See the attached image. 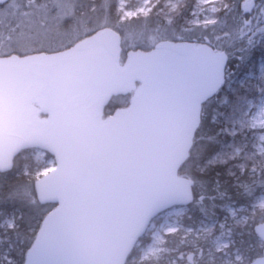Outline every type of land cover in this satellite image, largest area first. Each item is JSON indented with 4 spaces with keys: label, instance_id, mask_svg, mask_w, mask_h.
<instances>
[{
    "label": "water",
    "instance_id": "95a60500",
    "mask_svg": "<svg viewBox=\"0 0 264 264\" xmlns=\"http://www.w3.org/2000/svg\"><path fill=\"white\" fill-rule=\"evenodd\" d=\"M227 62L224 52L162 40L122 63L111 27L66 50L0 57V171L32 148L56 164L36 182L39 199L56 206L23 264H125L155 217L191 202L194 182L179 170ZM136 83L130 105L105 118L112 97ZM261 228L263 253L251 264H264Z\"/></svg>",
    "mask_w": 264,
    "mask_h": 264
},
{
    "label": "trees",
    "instance_id": "16d2710c",
    "mask_svg": "<svg viewBox=\"0 0 264 264\" xmlns=\"http://www.w3.org/2000/svg\"><path fill=\"white\" fill-rule=\"evenodd\" d=\"M24 0H22L23 2ZM43 0H36L42 2ZM164 1L153 6L147 15H139L132 19H122L118 0H75V15L69 18L74 24L67 26L69 32L75 26L78 36L73 42L88 36L99 29L109 26L122 35V59L126 60L131 50H150V36L153 35L157 43L161 40L197 41L206 44L228 55L229 60L225 69V81L222 87L214 93L204 104L200 126L196 132L190 156L181 166L179 174L193 180V199L187 206L183 216L186 226H194L202 220L217 221L216 231L229 229L233 225L221 227L226 224V209L228 207L245 206L251 208L256 199L264 193L257 188L250 199H245V188L237 180L240 169L237 165L250 164L244 159V152H253L252 131L245 125L246 103L258 96L259 89H264V77L249 79L247 83L241 81L248 74L258 73V66L264 61V0H255L256 16L252 20L251 14H244L240 3L242 0H224L227 7L221 9L216 15L224 21V26L217 22L209 24H193V12L197 0H178L177 7L167 15L161 11ZM168 1V0H167ZM11 0L1 4L0 9L7 6ZM51 4V3H50ZM83 13V15H81ZM79 17V19H77ZM170 17V18H168ZM68 19V20H69ZM90 29L86 35L82 34V25ZM71 27V28H70ZM243 27V29H242ZM59 30L55 31L58 36ZM138 37L131 40L129 36ZM72 38V39H73ZM251 38L253 45L247 41ZM50 44L55 42L49 40ZM72 42V43H73ZM65 43L49 52L59 51L60 48L72 46ZM52 45V44H51ZM62 50V49H61ZM45 51H27L18 48L14 42L8 45L5 53L0 56H26L39 54ZM133 98V92L114 96L107 105L104 115L109 116L117 109L127 107ZM42 116H45L42 114ZM244 145H247L245 148ZM234 146L243 149L242 155H234ZM34 149L22 150L13 160L11 168L0 171V224L6 216L15 214V223L11 228L0 226V264H23L26 253L32 245L44 217L55 204L42 202L36 192V181L42 176H35L37 168L44 165L34 162L30 153ZM48 158H52L49 154ZM226 161V163H222ZM55 164V163H54ZM231 173V174H230ZM257 180L264 179L257 175ZM201 196L204 197L201 200ZM254 217V220H253ZM264 221V210L259 211L249 224L236 227L230 231L233 243L226 252L215 254L210 259L206 255L209 242L187 245L188 239H182V231L167 236V246L176 249L169 256L177 257L186 249H201L205 255L202 264H224V258L234 260V251L251 264L254 259L262 255L263 243L254 231V226ZM231 230V229H230ZM150 238L146 235L139 242L146 245ZM200 245V246H199ZM137 254V255H136ZM136 248L129 254L126 264L137 263ZM133 261V263H131ZM138 264H166L163 259L139 262ZM236 264H242L236 262Z\"/></svg>",
    "mask_w": 264,
    "mask_h": 264
},
{
    "label": "rangeland",
    "instance_id": "374dc122",
    "mask_svg": "<svg viewBox=\"0 0 264 264\" xmlns=\"http://www.w3.org/2000/svg\"><path fill=\"white\" fill-rule=\"evenodd\" d=\"M246 1L251 0H242L240 3L241 9L243 10V5ZM255 1V0H254ZM72 0H69V3H71ZM160 0H118L119 3V11L121 12V18L124 19H132L139 15H147L153 8V6L159 4ZM177 2H180L178 0H166L164 1V8H161V11H165L167 15H170L172 11H174L177 7ZM51 3V4H50ZM41 6H47L52 11L51 14L55 15L59 9L54 4V0H43L42 2H36V0H33V2H29V0H11V2L0 9V54L5 53L8 45H10L11 42H14L16 40L17 35L20 33L21 28H17L16 32L12 31V28L16 25L20 24L27 35H35L37 32V29H39V19L42 18V16H38L37 13L40 11ZM228 5L227 3H224V0H197L196 6L194 8L193 19L191 20V23L193 24H209L213 22H217L220 26H224V21L216 16L218 12L221 9L226 8ZM256 2L253 7V10L251 11L252 15L251 18L248 20H252L254 16H256ZM24 12H29L31 15L29 17H25L22 15ZM250 13V14H251ZM71 15H65L63 17V22L57 29L55 26H53V31L51 33L52 39L55 42L52 41V45L50 44V41H44L42 44L37 41V44L35 47H24L23 50L25 52L27 51H45L49 52L53 48H57L60 45L53 44L58 43L61 44L62 42L66 45H71L75 38L73 36H65L63 33L69 32L66 30L67 26H72L74 22H72L69 18ZM170 18V17H168ZM69 19V20H68ZM30 21H35V25L31 29H29L28 25ZM81 26L82 23H79ZM85 27V28H84ZM71 28V27H70ZM82 34L86 35L89 33L90 29L82 25ZM243 29V27H242ZM59 30L58 36L55 35V31ZM42 31V30H41ZM11 37V39H10ZM131 40H137L138 37L136 36H129ZM73 38V39H72ZM151 44H157L156 41L153 42L152 39H154L153 35L150 36ZM179 42V41H178ZM184 42V41H180ZM186 42H192L197 47H205L211 50L214 54L221 53L220 51L211 48V46H207L204 43H198L197 41H186ZM75 43V42H73ZM72 43V44H73ZM69 47L60 48L59 51L66 50ZM62 49V50H61ZM138 51V50H137ZM135 51V52H137ZM264 77V61L260 63L258 66V73H251L244 78L241 83L245 84L248 82L249 79L253 78H261ZM225 79V74H224ZM259 89L258 96L255 99H251L246 103V110H244L245 114V125L246 127L252 131L251 136L253 138V152H259L261 149H264V140L260 139L261 135H264V91ZM234 155H236V149L240 148L238 146H234ZM242 155V152L239 156ZM30 156L33 158L34 162L38 164L44 165L43 169L37 168V173L35 176L43 175L48 173L50 170H52L54 166V160L52 158H48L46 153L39 151V150H33L30 153ZM186 178V177H185ZM39 180V178H38ZM37 180V181H38ZM235 211L236 215L235 217L232 216V211ZM264 210V194H261L255 201V203L252 205L251 208L240 206V207H228L226 209V224H223L224 226L227 225H233L229 229H222L221 231H216L217 229V221H208V220H202L200 221L196 227L194 226H186L183 223V216L187 212V207H171L169 209L164 210L162 213H160L151 223L149 226V229L147 231L146 237L148 236L150 238V241L144 245L141 242H137L135 244L136 251L138 253V257L134 258L133 260L138 264L139 262H147V261H153V260H159L163 259L166 264H202L199 260H202L204 258V253L201 252V249H186V251H183L179 253L177 257H170L169 254H172L173 252H176L177 250L174 248H171L167 246V236L169 234L177 233L182 231L181 238L182 239H188L187 245H194V248L197 247V244L199 241L209 242V246L207 248L206 255L212 259L215 254H219L222 252H226L227 248L230 247L233 243V237L230 233V231L235 230L238 227H243L246 224H249L252 220V216H255L259 211ZM15 214H11L6 216V218L1 222L0 226L5 228H11L14 226L15 223ZM254 220V217H253ZM239 221V223H237ZM221 225V224H220ZM211 229V231H209ZM231 229V230H230ZM223 245H227V247H220ZM200 246V245H199ZM1 247V243H0ZM194 253L192 256V261L190 262L188 260V255ZM235 258L234 260L222 257V255H219L221 259L224 260V264H236L242 263L246 264L245 259L242 255H240L238 252L234 251ZM137 255V254H136ZM133 263V261L131 262Z\"/></svg>",
    "mask_w": 264,
    "mask_h": 264
},
{
    "label": "snow or ice",
    "instance_id": "6c2138e0",
    "mask_svg": "<svg viewBox=\"0 0 264 264\" xmlns=\"http://www.w3.org/2000/svg\"><path fill=\"white\" fill-rule=\"evenodd\" d=\"M29 2L31 3L33 0H29ZM54 4L59 9L55 15L51 14L52 10L49 7L41 6L37 15L42 16V18L39 19V29H37L35 35L25 34L20 24L12 28L13 32H16L17 28H21L20 33L17 35L16 40L14 41L18 48L35 47L37 41L42 44L44 41L52 39L51 33L53 31V26L58 29L62 24L63 17L65 15H75V0H72L71 3H69V0H54ZM22 15L29 17L31 14L29 12H24ZM81 15H83V13H81ZM77 19H79V17H77ZM35 23V21H30L28 25L29 29H31ZM63 35L75 37L78 35V32L75 26H73L71 32H65ZM247 43L249 46H251L254 42L251 38H249ZM262 57H264V54H262ZM261 90L264 91V89ZM260 139L264 140V135H261ZM244 147L246 148L247 145H244ZM242 151V148H237L236 155L239 156ZM244 159L246 161H250V164L242 163L237 165L240 169V177H238L237 180L240 181L238 186L242 185L245 188V199H250L257 188L261 191V193H264V179L257 180L256 178L257 175L264 177V149H261L259 152H244ZM222 163H226V161H222ZM188 199H191L190 190L188 193ZM203 199L204 197L201 196V200ZM230 211L232 210L230 209ZM235 215V211H232V216L235 217ZM237 223H239V221ZM223 226L224 225L221 224V227ZM209 231H211V229H209ZM260 232L261 236L264 237V228H261ZM220 247H227V245Z\"/></svg>",
    "mask_w": 264,
    "mask_h": 264
}]
</instances>
